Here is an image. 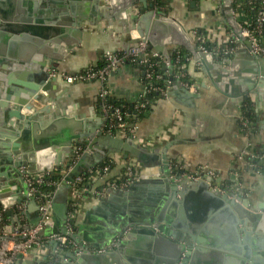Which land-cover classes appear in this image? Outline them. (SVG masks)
Here are the masks:
<instances>
[{
	"label": "water",
	"instance_id": "water-1",
	"mask_svg": "<svg viewBox=\"0 0 264 264\" xmlns=\"http://www.w3.org/2000/svg\"><path fill=\"white\" fill-rule=\"evenodd\" d=\"M234 2L218 0L224 21L237 40L239 52L257 61L259 73L261 71L264 77V58L251 53V42L243 37L233 11ZM1 7L7 8V5H0V70L6 71L0 74V175H7V181L10 177H20L24 183L20 168H27L31 173L68 168L52 202L54 226L46 227L39 235L68 233V194L75 179L98 166L108 155L124 153L145 168L158 167L164 172L155 187L161 191L162 198L143 203L146 205L136 204L111 211L110 218L116 214L120 222L106 220V225L113 226L109 225L103 232L107 240L104 245L92 247L82 229L78 230L71 238L85 244L66 251L65 261L59 264H264L263 205L254 207L233 193L222 194L221 190L215 189L221 185L206 175L196 181L181 171L173 176L167 147L160 152L153 151L138 145L132 136L120 138L104 134L101 118L86 121L87 117H78L69 104L62 101L65 94L59 91V80L52 74L59 69L58 63L64 60L69 48L75 47L70 41L72 33L80 35L87 23L93 26L118 16H128L129 25L123 30L127 43H133L131 32L136 31L151 49L168 61L170 45L184 47L202 64L205 75L212 81L218 69L213 52H199L182 23L167 12L157 11L156 4H149L148 0H46L40 7L30 0H23L16 6L17 10L13 5L7 9ZM254 77L257 80L258 73ZM257 84L264 85V78ZM213 85L221 91L216 81ZM168 96L185 107H194V100L200 97L178 85ZM81 142L87 144V151L72 164L74 146ZM47 161L46 166L36 167L37 162L45 164ZM1 180L0 200L10 196L8 187H1L4 183ZM152 182L155 180L148 179L143 183L150 186ZM23 190V195L14 199L17 204L25 200V183ZM125 196L123 191L110 193L87 213V217L100 210L105 202H125ZM33 208L38 213L34 200L28 210ZM128 209L140 212L142 217L135 219ZM14 218V223L20 226L17 213ZM38 221L31 226L35 227ZM97 230L103 231L101 227ZM118 236L121 238L115 249L98 251L108 248ZM5 241L10 239L0 237V244ZM49 245L54 257L58 242L50 241ZM43 261L23 259L16 264H45Z\"/></svg>",
	"mask_w": 264,
	"mask_h": 264
},
{
	"label": "crops",
	"instance_id": "crops-1",
	"mask_svg": "<svg viewBox=\"0 0 264 264\" xmlns=\"http://www.w3.org/2000/svg\"><path fill=\"white\" fill-rule=\"evenodd\" d=\"M22 1L0 0V5H7V8L9 5H13L14 10H17ZM30 1L37 3L40 7V4L46 0ZM148 3H155L157 11L167 12L168 15L180 21L194 42H196L197 37L196 39L193 37V32L197 31L202 33V43L213 45L214 51L217 52V61L215 62L218 68L215 70L216 75H214L213 81L220 85L221 91L216 89L212 79L205 75L202 64L193 59L186 68L189 77L197 87L195 93L200 95L194 100V107H185L173 97L157 100L151 112L139 121V129L134 141L140 146L158 152L167 147L170 167L176 165L177 168H182L184 173L193 175L200 167L204 166L217 169L221 175L215 179V183L221 185V190L225 189L241 197L251 206H264V85L259 86L260 83L257 84L264 77L261 75V71L259 73L258 62L251 59L246 53L241 54L239 46H237L234 55H221V49L229 44L233 36L232 30L224 21L218 0H163L162 5L157 0H148ZM192 3L194 4L191 5ZM22 6L24 10L25 7ZM1 8L5 9L6 7ZM127 17H111L109 21L104 19L93 26L87 23L82 34L72 33L70 41L75 47L69 48L70 50L65 55L64 60L58 63L59 70L75 74L90 67L101 65L104 53L108 50L124 51L126 46L128 48L130 43H127L126 35L123 32L129 25L127 24L129 23ZM131 37L134 41L138 37L137 32H131ZM175 47V45H170L168 53ZM64 53L62 52L63 55ZM220 62L221 65L219 66ZM4 73L6 71L0 70L1 75ZM256 73H258L257 80L254 77ZM143 79L142 70L130 64H124L114 71L104 84L98 81L74 84H66L60 81L59 91L65 94L62 101L69 104L71 111H74L78 117H87L84 120L93 122L97 117H101L99 97L102 92L108 91L110 99L117 106L127 108L140 99ZM254 81H256L255 84ZM245 93L248 95L246 96ZM245 100L249 101L256 115V121L252 124V131L248 137H245L239 125V116L242 113ZM248 140L251 143V156L240 159L238 155L240 151L246 148ZM45 151V153L50 154V151ZM108 158L112 160L113 166L110 176H117L122 173L125 171V165L131 162L139 167L143 177L124 192L127 195L125 202L121 203L118 200L105 202L100 210L94 211L88 217L87 213L94 206H98L106 197L79 196L74 193L72 188L70 189L68 202L70 205L76 206L75 234L82 229L81 232L89 238V245L92 247L104 245L107 241L103 232L108 230L109 225H113H106V220H113L112 223L120 222L116 214L114 216H117L116 219L110 218L111 211L114 209L123 210L126 209L125 207L136 206V204L145 202L151 203L156 198L163 197L161 191L155 189L158 180L162 179L164 175L160 168H145L135 159L126 157L124 153L110 154ZM47 164H49L48 161L45 164L44 162L40 164L37 162L36 167L38 165L44 167ZM54 169H60L65 174L68 171L67 167ZM0 176L1 181L4 182L1 187H8V195H10L1 199L0 205L10 207L7 214L13 222L15 220L13 211L19 205L14 199L23 195L24 183L20 177H10L7 181L5 177L7 175ZM148 179H154L155 183L152 182L150 186L145 185L143 182ZM92 184L101 186L102 183L93 181ZM132 186L133 188H131ZM116 198L121 199L124 196ZM28 206L24 214H19L20 222L23 225L31 226L38 221L39 214L36 208L29 211ZM127 211L135 219L142 217L140 212L132 210L130 212V209ZM15 224L18 226L17 223ZM98 227H101L103 231H98ZM118 238L119 236L113 239L108 248L99 250L95 248L94 251L103 252L111 251L112 248L115 249L117 247L115 241ZM82 243L85 244L84 241ZM51 250L50 246L43 250L35 249L26 256L20 257L18 262L33 258L43 261L46 257H53ZM49 260L51 261L48 262ZM48 261L43 262L54 264L52 258Z\"/></svg>",
	"mask_w": 264,
	"mask_h": 264
},
{
	"label": "built area",
	"instance_id": "built-area-1",
	"mask_svg": "<svg viewBox=\"0 0 264 264\" xmlns=\"http://www.w3.org/2000/svg\"><path fill=\"white\" fill-rule=\"evenodd\" d=\"M247 2L250 7L248 10L239 5L234 9V14L242 29L243 37L251 42V53L264 58V0H247ZM193 37L196 39V31L193 32ZM235 43H237L236 39L230 41L228 45L221 49V52L225 55H232L237 51ZM204 44L201 43L199 45L200 52L208 51ZM177 54L175 62L172 63L158 52L150 50L149 44L138 36L127 51H106L102 66L90 67L74 75L59 73L57 77L68 84L93 81L104 83L111 73L123 64H132L138 69H141L144 73L142 82L143 89L140 99L132 105V110L125 112L122 108L107 101L108 91H104L100 95V112L103 120L102 131L117 137H135L139 129L137 122L138 116L146 112L150 105L146 95L152 91H157L162 97H166L175 85V82L168 80L165 87H156L154 85L155 80L161 81L173 75L178 85L191 92H196L197 87L188 78L186 64L184 63V61L189 63L192 59L187 57L184 60L179 52ZM161 64L163 67H161ZM161 68L162 72L160 71ZM172 70H174V73ZM131 113H133V116H130ZM239 123L243 134L245 137H248L252 131V123L244 117L243 113L239 116ZM250 148L251 143L248 140L246 148L240 151L238 157L240 159L250 157ZM86 151V143L81 142L75 145L71 157L72 163L75 164ZM109 162L112 163V160L110 159ZM124 169L123 175L119 177L117 175L116 178L110 177L111 167L109 165H105L98 170L89 169L75 179L72 189L79 196L87 195L92 197L102 196L110 191H125L134 181L140 180L143 174L139 170V167H136L131 162H128ZM54 170L58 171V169H53L50 171L31 173L27 168H20V173L27 186V194L25 195L24 202L16 207V211L22 214L28 206V203L34 200L38 205L41 221L37 226L32 228L28 225L17 226L14 221L10 222L9 219H4V213L7 208L1 205L0 237L9 238L10 241H5L0 244V264H16L20 257L26 256L35 249H47V245L52 240L59 242L58 249L56 250L59 253L63 249L68 248L70 244L73 246V250L78 248L75 243L69 241L67 236L53 235L50 237H42L39 235L40 231L54 225L52 211L54 194L42 193L39 190V186L44 183L48 185L52 184L46 181L45 175H49ZM202 175L214 178L219 174L217 169L204 166L200 167L190 178L200 180L202 179ZM93 181H98L102 184L101 186H95L92 184ZM75 214L76 212H74V215L68 214L67 228L69 233L72 232V221L76 218Z\"/></svg>",
	"mask_w": 264,
	"mask_h": 264
},
{
	"label": "trees",
	"instance_id": "trees-1",
	"mask_svg": "<svg viewBox=\"0 0 264 264\" xmlns=\"http://www.w3.org/2000/svg\"><path fill=\"white\" fill-rule=\"evenodd\" d=\"M157 1H158V3L160 5H162V1L163 0H157ZM239 5H241V7L245 8L247 10L250 8L248 6L249 4H248L247 0H237L236 3H234V7L235 8L237 6H239ZM197 37H198L197 38L198 39L197 40V44L200 45L202 43V39H201L202 38V33L201 32H197ZM204 45L206 46V48H207V50L209 52H215L214 51V47H213L212 44L205 43ZM178 52L180 53V55L183 57L184 60L187 57H191V54L184 47H178V49L172 50L170 52V57H171V62L172 63L175 62V59H176V57L178 55L177 54ZM184 63L186 65L188 64V62L186 63L185 61H184ZM161 67H163V65ZM160 71L162 72V68L160 69ZM172 72L174 73V70H172ZM189 79H191V78H189ZM168 80H171L173 82H177V80L173 77V75H171L169 77L164 78L161 81L155 80L154 81V85L156 87H165L166 86V82ZM146 98H147V100H149L150 105L147 108L146 112H143L141 114L142 117L146 116L147 114H149L151 112L152 106H154V104L156 103V101L159 100V99H161L162 96L157 91H152V92H150L149 94L146 95ZM107 101H109L110 103L115 104L114 101L112 99H110V98H108ZM244 104L245 105H243L242 113H243V115H244V117L246 119H248L252 124H254L255 121H256V115H255V113L253 111V108H252V106H251V104L249 103L248 100H245ZM130 110H132V106L124 109L125 112L130 111ZM130 116H133V113H131ZM142 117H140V118H142ZM109 161L110 160L106 159L104 162H101L100 165L97 168H94V170L101 169L105 165L111 166V169H112L113 166H112V164ZM63 175H64V173L60 169H58V171L57 170L56 171L55 170L52 171L51 173H49V175H45L46 181H49L52 184L48 185L47 183H44V184H42V185L39 186V190L42 193H52V194H54L55 191H56V186L62 180ZM0 209H2L1 205H0ZM69 212H70L71 215H74L75 209L70 206ZM6 217H9V216H8L7 213H4V219H7Z\"/></svg>",
	"mask_w": 264,
	"mask_h": 264
},
{
	"label": "flooded vegetation",
	"instance_id": "flooded-vegetation-1",
	"mask_svg": "<svg viewBox=\"0 0 264 264\" xmlns=\"http://www.w3.org/2000/svg\"><path fill=\"white\" fill-rule=\"evenodd\" d=\"M234 9H235V7H234V5H233V11H234ZM197 32V31H196ZM235 38L233 37L232 38V40L231 41H233ZM194 41V40H193ZM135 42V40L133 41V43ZM197 42V41H196ZM196 42H194V44H195V46H196V48H197V50L199 51V44H197ZM133 43H131V44H133ZM148 43V42H147ZM230 43V42H229ZM130 44V45H131ZM149 44V43H148ZM236 44V46H238V44L237 43H235ZM129 45V46H130ZM129 48V47H128ZM149 48H150V45H149ZM176 49H178V46H176L173 50H176ZM128 50V49H127ZM127 50H124V51H127ZM150 50H152V51H155V50H153V49H151L150 48ZM155 52H157V51H155ZM200 52V51H199ZM207 52H209V51H207ZM159 53V52H158ZM215 55L217 54V52L215 51V52H213ZM236 53V52H235ZM235 53H233L232 55H234ZM160 54V53H159ZM170 54V53H169ZM160 55H162V54H160ZM221 55L222 56H229V55H225V54H223L222 52H221ZM231 55V56H232ZM163 56V55H162ZM165 58V57H164ZM192 60L194 59L193 58V56L191 55V57H190ZM166 59V58H165ZM170 61H171V57H170ZM191 62V61H190ZM103 63H104V61L102 62V64L101 65H97V66H95V67H100V66H102L103 65ZM126 64H128V63H126ZM124 65V64H123ZM130 65H132V64H130ZM133 66V65H132ZM187 66V65H186ZM133 67H135V66H133ZM141 70V69H140ZM116 71V70H115ZM186 71H187V68H186ZM59 73H65V72H62V71H60L59 69L58 70H56V71H53L52 72V74L55 76V77H57V74H59ZM188 73V72H187ZM66 74H69V73H66ZM76 74V73H75ZM112 74V73H111ZM143 75H144V73H143ZM189 76V75H188ZM110 77V76H109ZM109 77L106 79V80H108L109 79ZM58 78V77H57ZM190 78V77H189ZM59 80V82L61 81V82H63V83H65L64 81H62V80H60V79H58ZM192 81V80H191ZM93 82H96V81H93ZM98 82H100V81H98ZM143 82V81H142ZM77 83V82H76ZM101 83V82H100ZM105 83V82H104ZM104 83H102V84H104ZM66 84H68V83H66ZM74 84V83H73ZM175 85H178L177 84V82H175ZM174 85V86H175ZM174 86H173V88H174ZM180 88H183V87H181L180 85H178ZM173 88L171 89V91L173 90ZM184 89V88H183ZM170 91V92H171ZM169 92V93H170ZM191 92V91H190ZM169 93H168V95H169ZM191 93H195V92H191ZM101 95V94H100ZM166 96V97H169V96ZM166 97H162V98H166ZM100 99H99V110H101V107H100V103H101V97H99ZM108 98H110V96L108 95ZM113 104V103H112ZM115 106H117L116 104H114ZM117 107H119V108H122L123 110L125 109V108H123V107H120V106H117ZM129 107V106H128ZM127 107V108H128ZM131 107V106H130ZM152 108H153V106H152ZM151 109V108H150ZM100 114H101V112H100ZM140 117H142L141 115H139L138 116V119H137V122H138V126H139V121L143 118H140ZM145 117V116H144ZM101 118V117H100ZM102 119V118H101ZM239 125H240V123H239ZM104 134H107V133H105V132H103ZM110 135V134H109ZM113 136V135H112ZM117 137V136H116ZM120 138H127V137H120ZM134 138V137H133ZM87 145V144H86ZM88 147V146H87ZM109 156V155H108ZM108 156L104 159V161L108 158ZM108 160H110V158H108ZM104 161H102V162H104ZM71 162H72V160H71ZM73 164V163H72ZM112 164V163H111ZM100 165V164H99ZM98 165V166H99ZM98 166H96V167H94V168H97ZM111 167V166H110ZM94 168H92V169H94ZM170 168V170H171V173H172V175L173 176H175V175H177V172L178 171H181V172H183L181 169H179V168H177V167H175L173 170H172V167H169ZM67 170H68V168H67ZM67 172V171H66ZM111 172V171H110ZM124 172V171H123ZM123 172L122 173H119L118 174V177L120 176V175H123ZM184 173V172H183ZM185 174V173H184ZM218 176L217 177H214V178H212L214 181H215V179H217L218 177H220V175H221V172L218 170ZM188 176H189V178H190V176L192 175V174H187ZM194 175V174H193ZM63 179V178H62ZM140 179H142V178H140ZM192 179V178H191ZM193 180V179H192ZM138 181V180H137ZM196 181V180H195ZM61 182V181H60ZM60 182H59V184H60ZM136 181H134L133 183H135ZM132 183V184H133ZM58 184V185H59ZM131 184V185H132ZM58 185L56 186V188L58 187ZM130 185V186H131ZM130 186L128 187V189L130 188ZM216 188H218V187H215V189ZM128 189H126L125 191H123V192H126ZM219 190H221V187H219L218 188ZM119 191V190H118ZM224 191V192H223ZM56 192V191H55ZM112 192H115V191H110V192H108V193H106V194H104V195H102V196H98V197H95V198H101V197H106L107 195H109L110 193H112ZM221 193L222 194H225V193H230V192H228V191H226L225 189H222L221 190ZM55 194V193H54ZM31 202V201H30ZM29 202V203H30ZM28 203V204H29ZM20 205V204H19ZM69 205H70V203L68 202V209L70 208L69 207ZM10 209V208H9ZM13 209V208H12ZM7 209H6V212L5 213H7ZM16 213L18 214V218H19V221H20V215H19V213L16 211V209H14V211H13V214H14V216L16 215ZM70 213V212H69ZM68 213V214H69ZM38 214H39V212H38ZM7 219H9V221L10 222H12V220L9 218V217H6ZM39 218H40V220L38 221V223H37V225L40 223V221H41V217H40V215H39ZM20 226H24L23 225V223H21L20 222ZM25 225H28V224H25ZM36 225V226H37ZM29 227H31L32 228V226H30V225H28ZM54 226V225H53ZM52 226V227H53ZM72 232H68L66 235H63V236H67L68 237V239H69V241L70 242H72V243H75V245L76 246H78V248L80 247V246H83V243L81 242L80 244L79 243H77L75 240H73L72 238H71V235H73V234H75V219L72 221ZM129 230H130V228H128ZM53 235H61V234H53ZM53 235H51V236H53ZM42 237H46V236H42ZM47 237H50V236H47ZM119 240H120V236H119V238L115 241V243L116 244H118V242H119ZM52 241H55V240H52ZM58 242V241H57ZM50 245L48 244L47 245V248L49 247ZM58 246H59V242H58V245H57V247L54 249V257H50V258H52V261L54 260V264H58V263H61L62 261H65V257H64V253L66 252V251H68L69 249H72V245L70 244L69 245V247L68 248H66V249H63L60 253L59 252H57L56 250L58 249ZM49 258V257H48ZM49 258V259H50ZM51 260H49V262H50Z\"/></svg>",
	"mask_w": 264,
	"mask_h": 264
},
{
	"label": "rangeland",
	"instance_id": "rangeland-1",
	"mask_svg": "<svg viewBox=\"0 0 264 264\" xmlns=\"http://www.w3.org/2000/svg\"><path fill=\"white\" fill-rule=\"evenodd\" d=\"M109 51H110V50H109ZM171 167H172V170H173V169L176 167V165H172ZM181 169H182V168H181ZM185 174H188V173H185ZM110 177H111V178H113V177L116 178L117 176H110ZM70 206H71L72 208H74V209L76 208L74 205H69V207H70Z\"/></svg>",
	"mask_w": 264,
	"mask_h": 264
}]
</instances>
